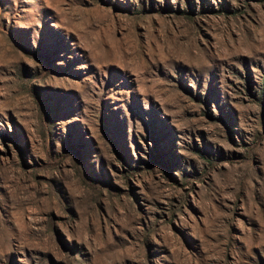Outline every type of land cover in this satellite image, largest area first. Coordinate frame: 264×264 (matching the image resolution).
I'll list each match as a JSON object with an SVG mask.
<instances>
[{
  "label": "rangeland",
  "instance_id": "obj_1",
  "mask_svg": "<svg viewBox=\"0 0 264 264\" xmlns=\"http://www.w3.org/2000/svg\"><path fill=\"white\" fill-rule=\"evenodd\" d=\"M0 264H264V0H0Z\"/></svg>",
  "mask_w": 264,
  "mask_h": 264
}]
</instances>
